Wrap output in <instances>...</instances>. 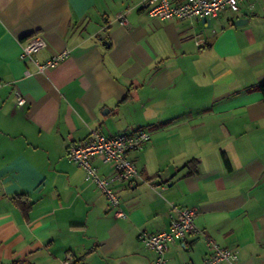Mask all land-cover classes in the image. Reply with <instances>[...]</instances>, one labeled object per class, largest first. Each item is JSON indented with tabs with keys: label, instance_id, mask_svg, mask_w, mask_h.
<instances>
[{
	"label": "crops",
	"instance_id": "0c3cea01",
	"mask_svg": "<svg viewBox=\"0 0 264 264\" xmlns=\"http://www.w3.org/2000/svg\"><path fill=\"white\" fill-rule=\"evenodd\" d=\"M147 3L0 0V264H153L138 233L167 229L173 206L195 209L202 234L171 242L167 264H200L205 237L264 264V0L209 26ZM33 35L47 42L36 59L67 58L37 73L20 57ZM138 129L151 140L127 155L142 179L111 183L118 217L66 151L90 130Z\"/></svg>",
	"mask_w": 264,
	"mask_h": 264
},
{
	"label": "built area",
	"instance_id": "2783aa9c",
	"mask_svg": "<svg viewBox=\"0 0 264 264\" xmlns=\"http://www.w3.org/2000/svg\"><path fill=\"white\" fill-rule=\"evenodd\" d=\"M240 0H148L146 11L152 18L160 20L185 21L192 18L213 19L228 9L237 13L240 11ZM117 20L121 25L127 23L124 15H118ZM47 42L41 35H33L21 44L20 57L30 60L37 73H44L54 69L67 56V51L53 54L45 61H39L35 54L46 48ZM3 84L0 82V88ZM17 105L24 106L25 100L17 95ZM151 140V134L142 129L115 136H105L99 130H90L87 139L81 143H72L66 151V158L85 172V179L92 181L106 197L110 207L115 210L118 217H124L120 208V201L111 188L113 181L132 183L141 180L135 164L127 155L133 151L143 149ZM99 156L104 164H112L114 177L111 180L101 178L91 160ZM172 215L167 229L156 233L140 231L138 240L154 253L153 264H167L166 253L171 242L183 241L185 237L196 232L202 234L195 226V209L185 207H171ZM206 238L208 253L200 264H237L239 254L237 250L220 247L211 239ZM63 264H69L68 259ZM191 264V263H190Z\"/></svg>",
	"mask_w": 264,
	"mask_h": 264
},
{
	"label": "water",
	"instance_id": "95a60500",
	"mask_svg": "<svg viewBox=\"0 0 264 264\" xmlns=\"http://www.w3.org/2000/svg\"><path fill=\"white\" fill-rule=\"evenodd\" d=\"M245 21V19H239L237 21L234 22L235 25H242V22ZM202 23L206 24L207 26H209L210 24V19H202Z\"/></svg>",
	"mask_w": 264,
	"mask_h": 264
},
{
	"label": "trees",
	"instance_id": "16d2710c",
	"mask_svg": "<svg viewBox=\"0 0 264 264\" xmlns=\"http://www.w3.org/2000/svg\"><path fill=\"white\" fill-rule=\"evenodd\" d=\"M257 88L264 95V80L258 83Z\"/></svg>",
	"mask_w": 264,
	"mask_h": 264
}]
</instances>
